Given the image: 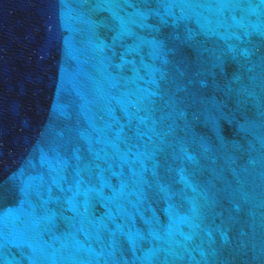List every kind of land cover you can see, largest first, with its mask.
Listing matches in <instances>:
<instances>
[{
	"label": "water",
	"instance_id": "95a60500",
	"mask_svg": "<svg viewBox=\"0 0 264 264\" xmlns=\"http://www.w3.org/2000/svg\"><path fill=\"white\" fill-rule=\"evenodd\" d=\"M0 264H264V0H0Z\"/></svg>",
	"mask_w": 264,
	"mask_h": 264
}]
</instances>
